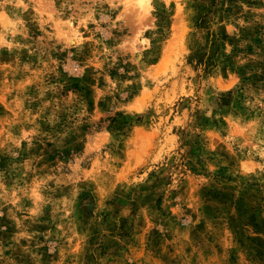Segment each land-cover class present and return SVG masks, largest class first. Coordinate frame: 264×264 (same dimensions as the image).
<instances>
[{
    "label": "rangeland",
    "instance_id": "rangeland-1",
    "mask_svg": "<svg viewBox=\"0 0 264 264\" xmlns=\"http://www.w3.org/2000/svg\"><path fill=\"white\" fill-rule=\"evenodd\" d=\"M0 264H264V0H0Z\"/></svg>",
    "mask_w": 264,
    "mask_h": 264
}]
</instances>
